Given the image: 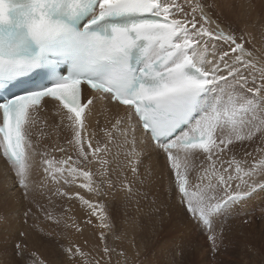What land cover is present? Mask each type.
I'll return each mask as SVG.
<instances>
[{"label":"snow or ice","instance_id":"6c2138e0","mask_svg":"<svg viewBox=\"0 0 264 264\" xmlns=\"http://www.w3.org/2000/svg\"><path fill=\"white\" fill-rule=\"evenodd\" d=\"M217 8V0H0V159L14 174V202H27L22 218L0 204V243L13 241L18 264H48L19 226L30 219L32 231L55 238L64 264H112L114 253L122 264H182L183 233H166L160 207L159 227L131 258L107 243L115 210L135 201L139 212L155 197L165 173L145 164L154 157L213 260L228 221L243 214L249 223L248 210L264 207V48L222 26ZM98 102L106 119L93 127ZM49 104L59 117L51 132L36 118ZM88 228L98 230L95 252L71 239Z\"/></svg>","mask_w":264,"mask_h":264},{"label":"rangeland","instance_id":"374dc122","mask_svg":"<svg viewBox=\"0 0 264 264\" xmlns=\"http://www.w3.org/2000/svg\"><path fill=\"white\" fill-rule=\"evenodd\" d=\"M262 1L264 0H233L237 5L244 3L251 8L247 23L251 27H256L264 32V9L260 11L261 9L259 8V3ZM262 5L264 4L262 3ZM246 30L249 29L247 27L241 28L236 32L240 34L244 33ZM97 119H99L101 124L102 120L100 117ZM93 123L96 125V121ZM145 164H148L147 160H145ZM166 175L167 174L164 176L165 178L160 179L157 184L154 185L153 190L156 193L155 197H150L149 201L142 200L140 202L142 211H137L135 201L126 208L120 207L118 210L114 211V222L116 227L115 231L108 235L107 243L116 249V253L123 250L130 258L134 255L135 249L133 245L139 244L141 238L147 236L153 227H159L157 222L159 213L155 212V208L160 207L161 212L165 213L166 233L169 236H175L178 232L183 233L182 238L185 241V249L183 254H177V260L182 262V264H264V207L257 204L254 210H248L249 213H254L251 215L249 223L243 222L246 218L243 214L228 221L226 239L224 242L225 247L222 253L213 260L210 256L206 237L191 223L180 206L169 198ZM9 177L12 179L11 184H5L4 181H2L6 190L0 188V192L2 195H7L6 201L11 205L12 214L22 218V213L27 206V202L22 199L19 202H14V195L18 196L19 193H16L13 187V176ZM153 198L156 201L155 204L151 203V199ZM0 199L2 201V198ZM1 201L0 204H2ZM72 214L76 215L78 217L77 219H82V212L78 203H75L74 212ZM130 217L136 218L135 224L129 222ZM33 223L34 221L30 219L28 225H19L21 228L29 231V247L37 250L39 254L48 261V264H64L62 250L56 243L55 238L41 237L37 234L38 230L32 231L31 225ZM169 229H172V231H169ZM45 230L47 231L48 229L46 228ZM2 239L3 237L0 235V241H2ZM71 239L81 245H83L84 240H87V248L95 252L94 246L99 242L98 230L88 228L83 236L73 234ZM62 242L66 243V241ZM2 245L3 243H0V264H18L17 258L13 253V241H8L3 246ZM118 260L122 264L123 258L114 253L112 264H117Z\"/></svg>","mask_w":264,"mask_h":264},{"label":"bare ground","instance_id":"6f19581e","mask_svg":"<svg viewBox=\"0 0 264 264\" xmlns=\"http://www.w3.org/2000/svg\"><path fill=\"white\" fill-rule=\"evenodd\" d=\"M217 3H218V8L216 10V13L214 14V18H216L218 16L219 22L222 23V26H231L235 31H238L241 28L247 27L249 30H246L244 33H250L253 37H255L254 43L256 44V46L258 48H264V32L262 30L257 29L256 27H251L247 23V19L250 16V11H251L250 7H248L247 5H245L244 3H241V2H240L241 3L240 5H237L236 3L233 2V0H217ZM262 3L264 4V1L259 3L260 4L259 8L261 9L260 11H263V9H264V5H262ZM252 28H254V29H252ZM237 34H239V32H237ZM114 113H115V109H112L111 112H109L107 114L111 115ZM99 117L102 120L101 126H103L105 123V119H106L104 102H98L96 105V108L93 112V116H92V120H91L93 127L96 126L93 122L96 121V119ZM36 118H37V120H39L41 122V124H40L41 127H43L44 121L47 122L48 127L45 128V131H49V132H51L52 129L55 127V125L59 123V117H57L55 115V109L51 104L47 105L46 109L44 111H42ZM65 136H66V133L61 131L59 134V142L60 143H62V144L64 143V137ZM51 139H52V142L56 141L57 137H56L55 133H53ZM147 162H148V164L151 163L156 169H158L159 171L164 172L166 174V170L164 169L163 158H159L157 160L154 157L151 162L148 160H147ZM9 176H11V177L13 176L12 178H14V174L9 171L8 166L6 165V162L3 159H0V188H3V190H6L5 187L3 186L4 183L5 184L8 183L9 185L11 184L12 179ZM2 181H4V183ZM4 192H6V191H4ZM4 194H7V193H4ZM4 196L5 195H2V193L0 194V198H2V201L0 199L1 203L6 201L7 195L5 197ZM18 212H20V211H18ZM91 243H92V240H91ZM4 244L5 243H3V245Z\"/></svg>","mask_w":264,"mask_h":264}]
</instances>
